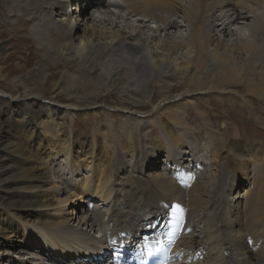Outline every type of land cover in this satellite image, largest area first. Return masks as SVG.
<instances>
[{"label": "bare ground", "instance_id": "obj_1", "mask_svg": "<svg viewBox=\"0 0 264 264\" xmlns=\"http://www.w3.org/2000/svg\"><path fill=\"white\" fill-rule=\"evenodd\" d=\"M4 3L10 4L8 11ZM0 7L4 16L0 24L8 26L0 32V239L12 242L13 235L6 232L16 221L9 219L6 209L13 208L35 228L31 229L35 238L25 229L19 241L42 242L54 261L7 253V264H140V257L132 256L131 247H120L121 242L116 261L106 251L114 249L111 245L121 240L120 233H127L130 241L174 201L182 211L173 207L166 226L170 233L172 225L183 222L172 245L178 264H264V185L256 192L246 191L245 200L234 209L241 196L236 178L231 190L223 193L205 185V173L192 177L204 162L190 148L195 135L187 123H198L197 128L264 125V0H0ZM7 16L15 19L5 23ZM100 24L113 30L99 28ZM190 26V34L181 32ZM10 28L11 39L27 42L28 52H8L2 37ZM108 53L115 61H107ZM35 59L36 66L30 68ZM68 69L71 77L66 76ZM24 70L22 82L8 81L12 72ZM110 73V85L104 84ZM169 79L175 83L163 90ZM29 80L33 85L26 83ZM6 89L9 92L3 93ZM111 94L116 95L114 104L95 105L102 95ZM216 102L225 107L212 114L207 108ZM99 107L106 114L113 108L126 112L127 120L137 119L132 125L136 131L148 121L154 127L156 119L163 123L165 158L156 157L152 163L172 160V167L162 166V174H156L154 168L146 171L135 162L124 164L119 155L114 158L116 177L145 174L152 189L163 190V196L147 200L139 190V200H113L110 209L108 159L97 155L93 198L99 197L101 203L78 208L80 195L92 185L77 186L69 194L70 183L53 149L68 141L66 116H87ZM144 109L150 112L148 117L136 113ZM11 132L19 138L14 140ZM126 136L131 148L140 150L144 135L133 131ZM234 139L240 141L235 152L241 165L238 177L250 181L256 167L249 160L259 146L251 137ZM73 141L88 160L84 138L74 135ZM27 144L39 157L27 151ZM170 168H175L174 178L167 172ZM160 201L163 205L157 207Z\"/></svg>", "mask_w": 264, "mask_h": 264}, {"label": "rangeland", "instance_id": "obj_2", "mask_svg": "<svg viewBox=\"0 0 264 264\" xmlns=\"http://www.w3.org/2000/svg\"><path fill=\"white\" fill-rule=\"evenodd\" d=\"M10 4L4 3V9L8 11V7ZM47 8H44L42 12H45ZM10 11V9H9ZM91 11H88V15L90 14ZM93 16L96 15L94 12L92 14ZM3 15L1 13V7H0V22H3ZM7 19H5V23L11 22L14 20V16H7ZM177 20L179 19L177 16L175 17ZM181 20V18L179 19ZM83 22V20H82ZM180 22V21H179ZM182 22V20H181ZM237 24H234L232 28L236 27ZM8 27V26H6ZM6 27L2 26L0 24V32L3 30L7 29ZM99 28H105L107 30H113L112 26L109 25H104L100 24L98 26ZM245 27V26H244ZM243 27V33H246V29ZM192 29V26L188 28L187 30L182 29V33L185 34H190ZM13 33L10 30L7 32H4V36L2 37L3 41L6 43L8 47V52L14 51L15 53L18 54V52H21V55L25 52H28L25 50V46L27 45V42H20V40H12L11 36ZM183 53H186L187 50L184 49L182 51ZM180 53V52H179ZM15 57L12 58L13 63H16V55L14 54ZM107 61H115V57H112L110 53L106 54V59ZM37 60H33V64H31L30 68H33L36 66L34 63ZM114 63V62H113ZM2 66H5L3 64ZM173 68V65L170 66ZM29 68V69H30ZM73 71L68 69L66 71V76H72ZM25 74V70L21 72H12L10 77H8V81H19L22 82V76ZM143 75V74H142ZM58 76V74H57ZM108 79L104 84L110 85V77L111 73L107 75ZM99 78L96 76L94 77V81H98ZM28 85H33L32 81H26ZM175 81L172 79H169L166 81V84L164 83L163 85L165 87H162L163 90L166 89V86L168 84H174ZM71 86V85H70ZM8 87V85L6 86ZM34 87V86H32ZM35 88V87H34ZM0 89V93H1ZM4 92H9L8 89L2 91ZM47 92V91H44ZM48 93V92H47ZM46 93V94H47ZM115 93V92H113ZM104 94V92H103ZM45 97H49V95H45ZM116 95L111 94L110 97H106L105 95H102V99L96 101L95 105H99V103L102 102H107V103H112L114 104L116 102L115 100ZM25 99L20 100V106L24 103ZM100 101V102H99ZM229 101V100H228ZM228 103V102H227ZM210 104V103H209ZM219 103L216 102V104L211 103L207 110H210V113H219L221 112L225 107L223 105H218ZM217 105V106H216ZM1 103H0V109H1ZM19 108V107H18ZM101 107L90 110L89 113L90 115H84L80 114L79 116L74 115V116H66L65 118V123L68 131V136H67V143L64 144H58V148L53 149V154L55 158L57 159V162L61 163L63 168V172L65 173V177H67V182L70 183L68 186V192L71 194V191L75 189V187H82L84 184H90L92 185L91 189L88 190L87 194H82L80 195L82 197V202L79 204L78 202V208L86 209L88 205L93 202L94 204L97 202L101 203L100 200H98L99 197L93 198L95 195V179H93L92 173H93V158L98 155V157H106L108 159V164H107V171L109 174V183H110V192H109V198L106 201L108 203V207L111 209V204L109 202H112L113 200H129V199H134V200H139L138 198V192L139 190H143L145 193L144 195L146 196L147 200L151 199H156L159 195L163 196V190L158 191L157 189H152V186L149 184V179L144 176L145 174L139 173V172H134V175L137 177L134 178L132 175L128 173V175L122 176V178H118L115 175L116 172V164L114 162L115 156H120L123 158V161L125 162L124 164H132L136 163L140 165L144 170L148 171L149 169H153L154 173L162 174L163 169L162 166L172 167L173 166V161H166L165 163L162 164L161 161H158L157 163L153 164L152 161L154 162L156 157L160 158H165V148H163V142L161 138L166 137L164 135V126L161 121L159 122V119H156V125L157 127H154L153 125H149L150 121L145 122L144 125H146L142 130L137 129L135 130V127L132 126L135 122H137L136 118H139L138 114H135V119L136 120H127L124 118V115H127L126 112L123 114H119V111L115 109H110L108 112L110 114H106L103 111H98ZM148 109L136 111V113H139L141 115H147L148 113L150 114ZM215 110V111H214ZM97 113H93L96 112ZM107 111V110H106ZM210 116V114H209ZM148 117V116H145ZM2 117H0L1 119ZM139 123V122H138ZM161 123V124H160ZM187 123L191 124L192 128V134L195 135V138H192L194 142V147H190L195 154L197 155V159H199L202 162L201 169L196 172V174H193V176H198L200 173H205L206 178H207V183L205 184L207 187L210 185H214L215 188H219L222 190L223 193H228L229 190H231V186L233 184V179L236 178L238 184V188L241 196H240V201L239 203L234 206L237 207L239 204H241L245 200V195L244 193L246 191H258L261 189L264 185V125L262 126H256V127H247L244 125L241 126H228L227 128H223V125H218L214 124L213 126L210 127H196L195 124L198 126V123H192L191 120ZM51 124H49V128L51 127ZM141 124V122L139 123ZM166 124H170V121L167 120ZM259 125V124H258ZM261 125V124H260ZM127 128V129H125ZM52 131H54V128H52ZM136 135L140 134V137L144 135V139L141 144L139 145L141 148L135 149L134 147L131 148L130 145V140L129 137L127 138L126 134H129L133 132ZM56 132V130H55ZM128 132V133H127ZM247 132H252L253 135L250 136ZM13 135V139L17 140L19 137L16 136L13 132H11ZM56 134V133H54ZM162 134L163 137H158V135ZM81 136L84 138L87 147L86 151H88L89 155V161L92 160V162H89L88 160L84 159L82 157L83 152L79 151V148L74 145L73 141V136ZM155 136V137H154ZM235 136H241V137H251L254 139V143H256L259 148L251 156L250 163L254 164L256 167L255 175L252 180H241V176L238 177V173L240 172V162L238 158L235 156V152L237 151L236 147L238 144H240V141H236L234 139ZM139 137V140H141ZM247 141V139H243L241 142ZM69 143V144H68ZM26 145V144H25ZM67 145V146H66ZM27 151L29 153H34L36 156L38 154L34 152L33 150V145L27 144L26 146ZM140 152V153H139ZM180 153V151H177ZM116 153V155H114ZM143 155H142V154ZM159 156H155V155ZM112 155V156H111ZM155 156V157H154ZM181 155H175V157H180ZM39 157V156H38ZM113 157V158H112ZM187 164V162L185 163ZM184 164V165H185ZM66 165V166H65ZM67 167V168H66ZM171 169V168H170ZM184 171H187L188 173H195V171H188L185 168L183 169ZM161 171V172H160ZM174 169L168 170L167 172L171 173V176L174 178ZM132 177V178H131ZM178 180V178H175ZM192 181V180H191ZM249 181V182H248ZM125 183V184H123ZM246 183V184H245ZM191 184V182H190ZM137 187H139L138 191H136ZM241 187V188H240ZM211 189V188H210ZM120 193V194H119ZM247 196V195H246ZM80 198H77L76 201H78ZM84 200V202H83ZM142 200L145 201V198H142ZM172 204H174V208L177 204V201H174ZM163 201L158 204L157 207L162 206ZM156 207V208H157ZM89 208V207H88ZM155 208H152V211ZM17 212V211H16ZM15 210L13 208H7L6 209V214L8 215L10 220L16 221L15 225L13 226V229L8 230L6 234H12L13 236L11 237V243L10 242H4L2 239H0V254H1V259L0 261L2 264H7V253L8 256H11L14 258L15 256H22V257H28L29 255H37L41 257L44 261H50L53 262L52 257V251L48 247L45 248L44 245H42V242H36L33 240L32 243H23L19 241L20 237L24 234L25 229L29 230V237L35 238V236L32 233L31 228L32 224L30 222H27L25 220H22L20 216L16 215ZM137 213H144V212H137ZM147 214H150V211L146 212ZM106 218V217H105ZM31 225V226H30ZM225 226V224H224ZM38 232V231H37ZM39 235V233H38ZM98 235V233H97ZM41 237V235H40ZM42 241L44 240L43 237L39 238ZM127 240V238H125ZM132 238H130L131 240ZM69 239V242H72L73 240ZM129 240V238H128ZM127 240V241H128ZM121 243H123L121 241ZM124 244V243H123ZM125 245V244H124ZM74 247V246H73ZM72 247V248H73ZM125 248L126 245H125ZM6 249V250H5ZM30 252V253H29Z\"/></svg>", "mask_w": 264, "mask_h": 264}, {"label": "snow or ice", "instance_id": "obj_3", "mask_svg": "<svg viewBox=\"0 0 264 264\" xmlns=\"http://www.w3.org/2000/svg\"><path fill=\"white\" fill-rule=\"evenodd\" d=\"M174 211H175V212H181L182 209L180 208L179 205H176L175 208H174Z\"/></svg>", "mask_w": 264, "mask_h": 264}]
</instances>
